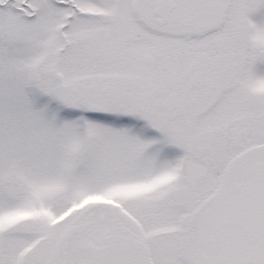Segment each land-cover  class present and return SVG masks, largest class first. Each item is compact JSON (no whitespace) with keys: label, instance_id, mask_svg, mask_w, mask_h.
<instances>
[{"label":"snow or ice","instance_id":"1","mask_svg":"<svg viewBox=\"0 0 264 264\" xmlns=\"http://www.w3.org/2000/svg\"><path fill=\"white\" fill-rule=\"evenodd\" d=\"M0 264H264V0H0Z\"/></svg>","mask_w":264,"mask_h":264}]
</instances>
